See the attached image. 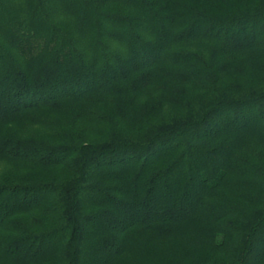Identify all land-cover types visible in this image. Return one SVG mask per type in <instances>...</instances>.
I'll return each mask as SVG.
<instances>
[{"label":"trees","instance_id":"16d2710c","mask_svg":"<svg viewBox=\"0 0 264 264\" xmlns=\"http://www.w3.org/2000/svg\"><path fill=\"white\" fill-rule=\"evenodd\" d=\"M0 264H264V0H0Z\"/></svg>","mask_w":264,"mask_h":264},{"label":"rangeland","instance_id":"374dc122","mask_svg":"<svg viewBox=\"0 0 264 264\" xmlns=\"http://www.w3.org/2000/svg\"><path fill=\"white\" fill-rule=\"evenodd\" d=\"M176 107L177 106H172V107H170V110H172L173 112H176V111H178ZM103 129H104V127H103Z\"/></svg>","mask_w":264,"mask_h":264}]
</instances>
